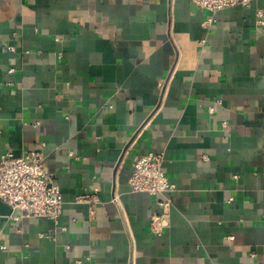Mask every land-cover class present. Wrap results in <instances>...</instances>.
I'll list each match as a JSON object with an SVG mask.
<instances>
[{
    "label": "crops",
    "instance_id": "1",
    "mask_svg": "<svg viewBox=\"0 0 264 264\" xmlns=\"http://www.w3.org/2000/svg\"><path fill=\"white\" fill-rule=\"evenodd\" d=\"M41 144L61 213L0 200V264H264V0H0V155Z\"/></svg>",
    "mask_w": 264,
    "mask_h": 264
},
{
    "label": "built area",
    "instance_id": "2",
    "mask_svg": "<svg viewBox=\"0 0 264 264\" xmlns=\"http://www.w3.org/2000/svg\"><path fill=\"white\" fill-rule=\"evenodd\" d=\"M198 7L215 13L221 9L243 5L249 6L252 0H189ZM213 16L204 24H210ZM14 50V46H7ZM43 144V143H42ZM40 148H32L20 156L6 151L0 155V200L11 208H17L24 214L36 217H47L57 221L62 210L63 197L58 184L48 172ZM206 158V156H204ZM163 156L160 153L148 152L133 158V171L129 186L134 192L163 194L173 189L162 168ZM79 201H92L95 196L83 194ZM162 206L170 205L169 198L162 201ZM164 212L152 217L153 231L159 233V225L164 220ZM231 238V237H230ZM79 262H75L77 264Z\"/></svg>",
    "mask_w": 264,
    "mask_h": 264
}]
</instances>
